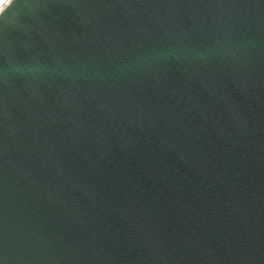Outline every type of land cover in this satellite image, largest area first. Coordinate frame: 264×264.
I'll return each mask as SVG.
<instances>
[{
  "label": "water",
  "instance_id": "95a60500",
  "mask_svg": "<svg viewBox=\"0 0 264 264\" xmlns=\"http://www.w3.org/2000/svg\"><path fill=\"white\" fill-rule=\"evenodd\" d=\"M0 264H264V0H4Z\"/></svg>",
  "mask_w": 264,
  "mask_h": 264
},
{
  "label": "snow or ice",
  "instance_id": "6c2138e0",
  "mask_svg": "<svg viewBox=\"0 0 264 264\" xmlns=\"http://www.w3.org/2000/svg\"><path fill=\"white\" fill-rule=\"evenodd\" d=\"M4 3V0H0V4Z\"/></svg>",
  "mask_w": 264,
  "mask_h": 264
}]
</instances>
